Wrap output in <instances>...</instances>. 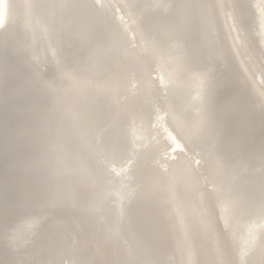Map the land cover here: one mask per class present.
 <instances>
[{"label":"bare ground","instance_id":"bare-ground-1","mask_svg":"<svg viewBox=\"0 0 264 264\" xmlns=\"http://www.w3.org/2000/svg\"><path fill=\"white\" fill-rule=\"evenodd\" d=\"M0 151V264H264V0H2Z\"/></svg>","mask_w":264,"mask_h":264},{"label":"water","instance_id":"water-1","mask_svg":"<svg viewBox=\"0 0 264 264\" xmlns=\"http://www.w3.org/2000/svg\"><path fill=\"white\" fill-rule=\"evenodd\" d=\"M121 8H123L122 10H126V8L125 7H121ZM1 14H2V0H0V21H1ZM68 36H72L71 34H69ZM18 38V37H17ZM21 38V36L19 35V39ZM22 40V39H21ZM63 40H65V38H63ZM129 40V39H128ZM127 39H126V41H128ZM20 41V40H19ZM6 43V45H10V44H8V42H5ZM63 44V48L64 47H66V44H64V42L62 43ZM62 48V49H63ZM5 49H8V47L6 46V48ZM6 55H8V53L5 51V56ZM14 56H15V59L17 60V62H16V64L17 65H21V63H22V61L20 60V59H18L17 58V56L14 54ZM7 57H10V56H7ZM10 59V58H9ZM11 60V59H10ZM19 60H20V62H19ZM55 60V59H54ZM54 62V61H53ZM36 64V63H35ZM24 65L25 64H23L22 66H20L21 67V69L23 70V71H25L24 70ZM37 65V64H36ZM49 65V64H48ZM53 64H50V66H52ZM38 67L40 68V65H38ZM49 75V74H48ZM70 146H72L73 148H75L76 147V144H75V140H70V142L68 143ZM191 145L189 144V147H190ZM189 150H192V151H198L199 150V148L198 147H194V146H191L190 148H189ZM5 156H4V153H2L1 151H0V161H1V159H3ZM65 158L67 159H65V161H70L71 159L69 158V157H66L65 156ZM4 162H5V160H4ZM3 163V161L0 163V164H2ZM46 171H49V168L48 167H46ZM58 175H62L61 173H59ZM34 178H35V176L34 175H32ZM38 177H40V175H38Z\"/></svg>","mask_w":264,"mask_h":264},{"label":"rangeland","instance_id":"rangeland-1","mask_svg":"<svg viewBox=\"0 0 264 264\" xmlns=\"http://www.w3.org/2000/svg\"><path fill=\"white\" fill-rule=\"evenodd\" d=\"M122 3H123V2H122ZM122 3H121V4H122ZM119 6H120L119 15H122V16H121V19H124V18H125L124 16L127 17V15H128V10H125V12H124V10L121 9V5H119ZM120 11H121L122 14H120ZM114 12H115V11H114ZM127 40H128V38H127ZM129 40H130V39H129ZM134 40H135L134 44H137L138 41H139V38L136 36V38H134ZM136 40H137V41H136ZM140 43H141V40H140ZM60 46H61V47H60L59 49H62V48H63V47H62L63 44L61 43ZM48 66H49V65H47V67H48ZM187 146H188V150H189V148L191 147V146L189 147V143H187Z\"/></svg>","mask_w":264,"mask_h":264}]
</instances>
